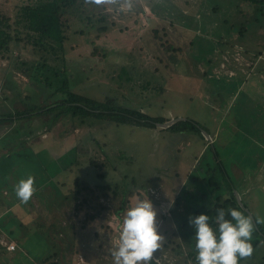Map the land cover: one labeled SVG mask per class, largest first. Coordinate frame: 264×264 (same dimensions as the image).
<instances>
[{"label":"rangeland","instance_id":"1","mask_svg":"<svg viewBox=\"0 0 264 264\" xmlns=\"http://www.w3.org/2000/svg\"><path fill=\"white\" fill-rule=\"evenodd\" d=\"M18 1L0 0V9L11 14ZM92 13L104 14L113 30L105 37L109 42L99 38L96 43L106 50V56L101 60L73 58L76 53L86 55L91 44L78 48L79 52L67 49L66 58L71 54L65 71L69 89L97 101L108 97L119 106L166 120L173 116L194 118L209 132L219 126V138L214 141L218 157L227 171L233 169L232 164H239L248 172L247 176L240 171L237 178L232 177L240 204L248 205L253 218L264 220V168L255 164L264 160V4L247 0H135L131 12H120L80 0L68 14L70 31L83 27L85 22L79 18ZM83 29L82 35L70 33L67 43L86 44L88 28ZM161 43L180 46L181 51H165ZM30 67L29 58L16 51L0 54V117L21 109L25 96L29 106L63 97L49 95L31 78ZM13 80L16 89H9L6 82ZM60 109L63 106L22 122L7 119L0 123V185L5 188L1 195L13 220L0 221V264H113L111 252L118 246L123 218L138 197L152 201L159 232L167 230L153 259L158 264H197L195 229L188 223L193 211L187 206L195 209L202 205L205 212L211 199L204 184L193 186L186 177L198 175L205 162L211 161L212 147L201 151L203 141L198 136L168 135L163 129L128 123L103 122L100 127L74 129L77 118ZM57 112L62 114L55 119ZM201 132L204 135L203 128ZM88 137L89 150L80 151L81 141ZM93 154L106 157L107 167L117 165L116 171L96 181L98 172L89 162L84 164ZM118 171L128 179L134 177L133 195L126 193L132 187ZM214 173L218 193H226L228 181L220 166ZM29 175L35 177L36 192L25 204L11 188ZM240 176L246 181L237 180ZM75 177L80 184L88 182L94 200L91 206L75 212L69 195L71 203L65 204L63 199L59 209L57 199L65 196ZM181 178L186 182L183 190L193 186L194 191L186 192L175 204L172 184ZM249 181L247 195H241ZM203 192H207L204 202L200 198ZM122 195L128 206L113 214ZM100 203L107 208L98 213ZM92 213L96 217L89 218ZM259 226L264 228V223ZM8 243L15 244L11 257L6 255ZM254 253L251 263L264 264V242Z\"/></svg>","mask_w":264,"mask_h":264},{"label":"trees","instance_id":"2","mask_svg":"<svg viewBox=\"0 0 264 264\" xmlns=\"http://www.w3.org/2000/svg\"><path fill=\"white\" fill-rule=\"evenodd\" d=\"M247 1H250L251 3L264 4V0ZM79 4L80 0H19L18 3L14 4L11 14H6L0 9V54H3L7 51H16L20 57L23 58L26 56L29 58V64H31V67L29 68V74L31 75V78L37 83L43 85L42 87H44L45 91H47V93H49V95L52 97H55L57 94H61L63 96L60 100L58 99L57 101H53L52 103H48L46 105L34 104L32 106H29L27 103L28 99H26L28 96H25V98L22 99L24 107L22 109H15L13 114L8 113L7 116L1 115L0 123L7 119L20 121L22 119L32 118L34 115H39L40 113L45 114L51 111L54 112L59 108V106H63V109L68 110L70 112L71 118H77L78 124H75L77 126H74V129H76V127L79 128V126L82 125H87L90 128H93L95 125L100 127V125L104 124L103 122H107V124L128 123L134 126L151 129L154 128L153 122L166 121V119H163L160 116H153L138 109L119 106L116 104V102L110 100L108 97H105L102 101H97L72 92L69 89L67 82L68 77L67 74H65V71L66 59L69 58L71 54L69 53L70 55L68 54L66 58V50L69 49L71 52H79L80 49L78 48L82 46L88 48L87 45L91 44V48L89 49L88 53H85L87 56L84 54L81 56V53H76L73 55V58H77L78 56L79 58L88 57L101 60L104 56H106V50H104L101 46H98L96 43L99 38L109 42L110 39L106 38L108 34L113 31L110 30V26L107 23V18L102 13H92L86 15L85 17L79 18V21L81 20L82 23L85 22V25H83V27H81L79 30L74 32L70 31L71 24L68 14L73 12ZM111 25L113 24L111 23ZM83 28H88L86 33L88 34L89 39L86 44L79 45L77 42L68 44L67 42L69 39V34L82 35L85 33ZM118 29L122 30L121 27ZM155 30H153V32L156 33ZM161 46L165 51H181L180 46L173 45L172 43H161ZM61 73L64 74L63 77L61 76ZM11 83L12 81L9 84L6 82V86H11L12 89H16V81L13 80V83ZM63 109H60L61 112H64ZM61 114L62 113L58 112L55 113V119ZM89 117L92 119H89ZM201 128L210 134L206 128L200 126L198 120L194 119L177 120L163 130L166 131L168 135L170 132L173 134L177 133L179 135L184 134L185 136L190 134L195 137L198 136L199 140L203 141L201 148L204 149L212 147L210 158L211 161L205 162V167L201 168L198 175L193 174L192 176L186 177L187 181L191 182L193 186L197 183L204 184V187L207 189L209 194L208 197L211 199L208 203L209 207L205 212V208H203L202 205L195 209H193L191 206L187 207L193 211L192 216H197L199 214L208 215L210 217V226L217 231L218 235V225L215 223V217L217 215L218 209L225 210V218L228 220H232L230 213H228V209L239 210L246 216L251 215H249V213L244 208L246 207L249 210L248 205L239 204L236 199L237 193L235 192V183L233 182L235 174L231 169L227 171L221 159L218 157L216 149L214 148V141L205 139V135L202 134ZM90 133L91 135L94 134V132ZM89 139L90 137L81 141V146L79 147L80 151H83V149V152L89 150ZM90 142L93 141L90 140ZM101 153L107 156L105 150H101ZM87 162H89L91 166L94 167L95 172H98L96 181L100 180L98 177H103L104 175L108 174L109 171L115 172L117 169V165L115 167H107L106 157L99 158L94 154L91 158L86 159L84 164H87ZM217 166H220V169L222 170L221 174L228 181V190L226 193H218V183L215 184L214 182V170ZM118 173L119 171L117 172V175H122L121 173ZM124 177L131 185H129V187L132 188L126 192V186L123 189V192L133 195L134 187L132 180L134 177H131V179H128L127 176ZM183 179L184 178H181V180L177 179L179 182H177L175 185L174 183L172 184V186H175L172 188V190L174 196L177 199L175 204L176 202L178 203L182 197L184 198V196H186V192L194 191L193 186L189 188V191L183 190L184 184L186 183H183ZM180 184L182 187H180ZM99 187L108 186L101 185ZM116 188L120 189V186H117ZM92 191L93 190L88 182L80 184L78 177H75L73 182L66 189V193L64 194L65 196H59L60 199H57V203L60 206L59 209L63 206L61 203L63 199L65 200V204L71 203L69 195H71L75 212H77L80 207L91 206V201L94 200L91 197ZM206 194L207 192H203L202 196L200 197L203 202L206 200ZM99 206L102 208L98 207L96 209L98 213L107 208V206L102 203H100ZM127 206L128 201L126 200V196L122 195V200L119 201L118 208L114 209L112 213L117 215ZM2 209H4V206L0 205V211ZM88 217L94 218L96 217V213L88 214ZM163 218H167V216H164ZM252 219L254 231L252 233L251 243L255 249L261 242H264V228L260 227L259 224H256V219L253 218V216ZM165 221H169V218H167ZM232 222L235 223L234 220H232ZM162 229L165 231L162 233H166L167 230L164 228ZM17 243L19 242L17 241ZM254 258L255 253L253 251L251 257L247 259H240L239 264H252L251 262ZM45 259L46 257L44 260ZM152 264L158 263L153 259Z\"/></svg>","mask_w":264,"mask_h":264},{"label":"clouds","instance_id":"3","mask_svg":"<svg viewBox=\"0 0 264 264\" xmlns=\"http://www.w3.org/2000/svg\"><path fill=\"white\" fill-rule=\"evenodd\" d=\"M84 3L120 12H131L135 7V0H84ZM14 191L20 202L26 204L36 192L35 177L20 179ZM228 213L235 223L225 218L224 209L217 210L218 235L210 226L208 215H189L188 223L195 229L197 264H239L240 259L252 256V217L236 209H228ZM260 223L264 220L257 219L256 224ZM119 232L118 246L111 252L113 264H152L154 254L165 240L158 229L157 212L148 197L136 199L134 206L127 210Z\"/></svg>","mask_w":264,"mask_h":264},{"label":"crops","instance_id":"4","mask_svg":"<svg viewBox=\"0 0 264 264\" xmlns=\"http://www.w3.org/2000/svg\"><path fill=\"white\" fill-rule=\"evenodd\" d=\"M9 89H12V87L11 86H7ZM24 107V106H23ZM22 107V108H23ZM21 108V109H22ZM16 109V108H15ZM18 109V108H17ZM34 116H38V115H34ZM174 117H176V116H173V117H171V118H174ZM191 119H194V118H191ZM24 119H22V120H20V122H22ZM195 120V119H194ZM212 126H214V125H212ZM21 127H23V124H21ZM155 128V127H154ZM218 128H219V126L217 127H212L211 128V130H210V138H211V140L212 141H215V139H218L219 138V133H218ZM43 135V134H42ZM19 138H20V136H19ZM36 140H38V137L36 138ZM203 150V148H201V151ZM241 156H243V155H241ZM192 164L191 165H193L194 164V162H191ZM255 164H258V166H259V168H261V170L264 168V160H260V162H258V163H255ZM232 166H233V169H232V171H233V173L235 174V177L237 178V173L238 172H240V171H243V172H245L244 174H246V176H247V174H248V172L245 170V169H242V168H240L239 167V164H232ZM169 174V173H168ZM237 180H244V178L243 177H241L240 176V178L239 179H237ZM187 181V180H186ZM244 181H246V180H244ZM260 183V182H259ZM6 184V183H5ZM14 184V183H13ZM183 184V183H182ZM6 185H8V184H6ZM250 185V181L249 182H246V186H245V189L244 190H242L241 192V195H247V193H248V190L250 189V187L251 186H249ZM244 187V186H243ZM5 188H3L1 185H0V195H1V192L4 190ZM14 188L12 187L11 188V190H13ZM261 189L262 190H264V183L263 184H261ZM9 193V192H8ZM11 193H14V192H11ZM3 195H1V197H0V205H2V206H4V209H2L1 211H0V221L2 220V219H5V218H7L8 220H11V219H9L10 217H8V213L10 212V210H9V208L7 207V205H5V198L4 197H2ZM256 198L255 197H250V200H255ZM11 221H13V220H11ZM19 243H17V245H18ZM18 247H20L19 245H18ZM6 250H8L9 251V253H7L6 255L8 256V257H11L12 256V254H11V250H9V249H6Z\"/></svg>","mask_w":264,"mask_h":264},{"label":"water","instance_id":"5","mask_svg":"<svg viewBox=\"0 0 264 264\" xmlns=\"http://www.w3.org/2000/svg\"><path fill=\"white\" fill-rule=\"evenodd\" d=\"M178 119H186V118H184V117H178V118H171V119H168V120H166V121H163V122H153V125H154V127L155 128H157V129H164V128H166V127H168L169 125H171L173 122H175V121H177ZM203 133H204V135H205V138L206 139H210V135H209V133H207L206 131H204L203 130ZM237 195V194H236ZM237 200H238V202H239V204H240V197H239V195H237ZM242 204V203H241ZM245 208V210L249 213V215H251V217H252V214L250 213V211L246 208V207H244Z\"/></svg>","mask_w":264,"mask_h":264},{"label":"built area","instance_id":"6","mask_svg":"<svg viewBox=\"0 0 264 264\" xmlns=\"http://www.w3.org/2000/svg\"><path fill=\"white\" fill-rule=\"evenodd\" d=\"M7 247H8L9 250H14L15 249V244L14 243H9L7 245Z\"/></svg>","mask_w":264,"mask_h":264}]
</instances>
